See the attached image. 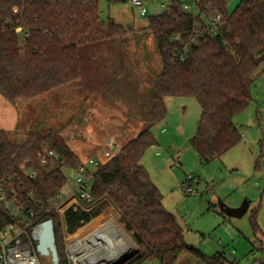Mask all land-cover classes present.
Returning a JSON list of instances; mask_svg holds the SVG:
<instances>
[{
  "label": "trees",
  "instance_id": "obj_1",
  "mask_svg": "<svg viewBox=\"0 0 264 264\" xmlns=\"http://www.w3.org/2000/svg\"><path fill=\"white\" fill-rule=\"evenodd\" d=\"M196 3V15L171 0L167 11L148 18L162 67L145 127L93 173L86 209L72 205L62 216L56 211L67 183L63 169L77 170L83 163L59 130H31L23 141L0 131V181L21 210L16 216L0 201V232L17 225L30 235L52 220L60 264H69L66 235L113 210L140 249L126 264H178L186 253L196 255L201 264H228L222 252L208 257L189 249L183 228L165 208L161 191L142 165L147 150L157 145L153 129L165 120V101L170 97H191L200 105L202 113L190 145L203 163L221 158L243 139L235 119L254 102L252 89L264 72V68L259 72L264 66V0H242L232 12L229 0ZM216 14L222 21L218 33L212 34L206 23ZM132 31L102 21L99 0H0V94L16 105L78 82L82 47ZM45 149L53 150L58 160L41 166L38 155ZM24 163L26 171L21 168ZM34 170L37 175L31 178L26 172ZM253 227L257 233L255 221ZM256 250L261 254L259 264H264V244L251 252Z\"/></svg>",
  "mask_w": 264,
  "mask_h": 264
},
{
  "label": "rangeland",
  "instance_id": "obj_2",
  "mask_svg": "<svg viewBox=\"0 0 264 264\" xmlns=\"http://www.w3.org/2000/svg\"><path fill=\"white\" fill-rule=\"evenodd\" d=\"M142 2L146 15H139L141 7L133 6L131 0H99L102 21L133 31L122 38L82 47V79L52 94L21 102L22 130L12 134V140H25V133L31 130H59L81 162L95 158L103 165L120 149L110 148L109 141L124 146L145 127L154 82L162 67L148 18L165 11L171 0ZM240 2L229 0L228 10L232 12ZM191 13H197L195 5ZM128 53L137 55L128 57ZM252 94L257 103L235 119L243 136L241 143L207 164L190 145L201 117L200 105L191 97L167 98V116L153 129L157 145L147 150L142 161L163 195L165 208L183 228L187 246L208 257L222 252L228 264H259L260 252L251 251L264 244V72L257 78ZM107 151L111 152L110 158L105 156ZM63 172L67 183L61 193L63 199L57 201L60 216L72 205L86 209L88 204L76 194V170L64 168ZM245 201L250 206L243 218L228 217L221 210L222 204L238 208ZM109 228L115 230L113 245H103L105 234L90 241L96 232ZM123 231L117 213L109 210L74 235H66L68 263L97 264L108 247L114 251L135 249V243ZM39 259L40 264H51L50 256L39 255ZM178 264L201 262L196 255L186 253Z\"/></svg>",
  "mask_w": 264,
  "mask_h": 264
},
{
  "label": "built area",
  "instance_id": "obj_3",
  "mask_svg": "<svg viewBox=\"0 0 264 264\" xmlns=\"http://www.w3.org/2000/svg\"><path fill=\"white\" fill-rule=\"evenodd\" d=\"M179 2L185 12H191L193 5L197 8L198 6L196 0H175ZM131 3L136 8H140L139 15H146L147 10L142 7V0H131ZM168 8V7H167ZM167 11V9L165 10ZM164 12V11H163ZM195 14V15H196ZM222 17L219 14L213 15L206 23L208 30L212 34H217L221 26ZM108 146L113 149H118L114 143L111 141L108 143ZM118 151V150H117ZM39 160L41 166L48 165L51 161H57L58 156L53 150L45 149L39 155ZM107 158L111 157V152L107 151L105 153ZM28 163V161L26 162ZM24 163L21 168L26 171ZM101 166L99 161L95 158H90L88 161L82 163V165L76 170V183L77 190L76 194L83 201H91L90 189L92 186V175L93 173ZM95 169V170H93ZM31 178L36 177L37 171L26 172ZM11 193H15L11 189ZM63 199V196L60 195L57 198V201ZM0 201L4 205L13 211V214L16 216L21 215L20 207L14 206L16 199L14 201L10 200L7 196L5 184L0 181ZM57 201L56 205L57 206ZM55 202V201H54ZM22 219H25L21 216ZM31 226L28 225V227ZM38 227H35L31 234H27L26 230H22L19 226H10L5 230L0 232V263L1 264H40L39 254L36 251V236L38 233Z\"/></svg>",
  "mask_w": 264,
  "mask_h": 264
},
{
  "label": "water",
  "instance_id": "obj_4",
  "mask_svg": "<svg viewBox=\"0 0 264 264\" xmlns=\"http://www.w3.org/2000/svg\"><path fill=\"white\" fill-rule=\"evenodd\" d=\"M249 202L245 201L240 207L238 208H229L226 205H221L222 212L231 218L240 219L243 218L249 209ZM124 232V231H123ZM126 234V232H124ZM36 251L40 256H50L51 257V264H60V257L58 253V247L56 243V235L54 231V225L52 220H47L43 223H41L38 227V233L36 236ZM135 249L132 248H123V249H116L114 251L111 248L105 249L103 255L105 254H116L117 259L115 260H109L101 257L97 260V263L100 264H125L129 260H131L134 256H136L140 249L135 244ZM189 249H192V247H189Z\"/></svg>",
  "mask_w": 264,
  "mask_h": 264
},
{
  "label": "crops",
  "instance_id": "obj_5",
  "mask_svg": "<svg viewBox=\"0 0 264 264\" xmlns=\"http://www.w3.org/2000/svg\"><path fill=\"white\" fill-rule=\"evenodd\" d=\"M136 55L137 54H135V53H128V57H134ZM255 102L257 103V101L254 99V102L253 103H255ZM22 106H24L23 103L20 102V103L14 105V104L10 103L7 99H5L0 94V131L2 130V131H6V132H8L10 134H17L18 132H20L22 130V128L19 126L20 114H21V107ZM258 107H260V106H258ZM256 114H257V116L259 114L257 112V110H256ZM60 133H62V132H60ZM139 133L140 132H138V134ZM136 136H133L129 141H131L132 139H134ZM111 142L114 143L116 145V147H118V148L120 147V149L118 151H120L121 148L123 147L117 141L112 140ZM149 262H152V264H155V263H153L154 261H149ZM145 263H148V262H145Z\"/></svg>",
  "mask_w": 264,
  "mask_h": 264
},
{
  "label": "bare ground",
  "instance_id": "obj_6",
  "mask_svg": "<svg viewBox=\"0 0 264 264\" xmlns=\"http://www.w3.org/2000/svg\"><path fill=\"white\" fill-rule=\"evenodd\" d=\"M117 230H118V229H117ZM114 231H115V230L110 229V228H109L108 230H105V229L102 230V229H101L99 232H96L95 235L91 236V237H90L91 239H90V238H89V239H90V241H91V240H92V237H94L93 240H94V239H97V240H98V239H99V238H98V235H100V234H101V235H102V234H105V238H106V239H104V241H102L103 245H104V244L108 245V242H110V244L113 245V244H114V243H113V242H114V241H113V240H114V239H113V234L115 233ZM101 232H102V233H101ZM116 233H117V232H116ZM115 235H116V234H115ZM89 239H88V240H89ZM88 240H86V241H88ZM101 240H102V239H101ZM115 240H116V239H115ZM123 240H124V239H123ZM108 246H109V245H108ZM108 246H107V247H108ZM100 247H101V246H100ZM109 247H110V246H109ZM109 247H108V248H109ZM131 247H132V246H131ZM111 249H112V248H111ZM103 256H105V257H104L105 259H109V260H115V259H117V255H116V254H105V255H103ZM97 259H98V258H97ZM97 264H100V263H97Z\"/></svg>",
  "mask_w": 264,
  "mask_h": 264
}]
</instances>
